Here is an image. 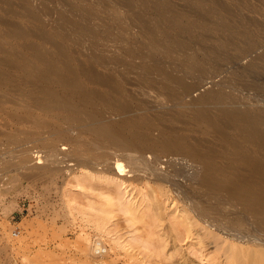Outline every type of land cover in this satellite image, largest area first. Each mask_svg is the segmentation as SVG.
Instances as JSON below:
<instances>
[{"label": "rangeland", "instance_id": "1", "mask_svg": "<svg viewBox=\"0 0 264 264\" xmlns=\"http://www.w3.org/2000/svg\"><path fill=\"white\" fill-rule=\"evenodd\" d=\"M2 1H0V3L3 4H0V10H4V13L0 11V18L9 19V21L13 19L7 12V6L4 5L9 2H11L10 4L13 3L12 7L23 16L27 12H25L24 9L32 13L34 12L33 16L34 14L36 15L34 19H30L27 16L24 18L22 17L23 19H16L17 22L20 21L19 23H21V25L27 27L30 25V29L35 33V39L33 36L32 39L30 38V42L38 44L45 52H54V49L51 48V43H40L41 40L36 35V31L44 28V32L48 35H59L65 41L70 53L73 52L75 58L78 56L77 60L79 62L93 63V66H95L94 68L98 72L101 71L100 73L105 74L108 71L111 72L115 79L123 85V93L127 104L131 108V115L140 113L149 114L153 121L157 119L154 121L156 126L159 124L158 121H160V124L163 123L173 128L175 132L177 131V127L180 128L178 131H181L176 132L178 135L190 137L195 133L192 138L194 139L195 137L194 140L198 141L194 142L198 143L202 136L196 131L193 125H190V122L188 125L185 117L178 114L180 108L177 106L188 104L190 107L203 108L204 106L216 107L218 104L251 105L256 103L260 105L264 103V69L253 66L250 63L251 56L254 58L253 56L256 57L262 53L264 43L259 42L256 49L248 54L237 55L238 49L235 50V48L230 47L227 50H222L214 41L201 38L202 36H200V34H205L204 31H198V34H196L197 32L190 31L186 24H184L186 20L195 21L197 17L194 15L197 13V9L201 10L202 6L205 8L206 4L204 3H209L210 0H204L203 5L201 4L200 7L196 6L193 0ZM179 1L181 3H179ZM216 1H221V4L228 7V11L225 13L231 12L225 15L222 11L223 14H221L225 17H229L230 19L233 18L234 21L239 20L241 24L245 23L244 25L248 27L251 26L249 24H252L250 27L251 29H253V25L255 27L256 25H261L259 28L262 27V30H260L257 36L260 38L262 35L261 38H263L264 22L261 24V21H264V0ZM17 2H22L23 4H18L15 8L14 4L16 5ZM183 2L185 4H183ZM225 3L228 4L226 5ZM170 4L172 6L171 8ZM185 6L188 9L190 8V10L195 6L194 9H192L194 13L187 10ZM229 6H231V8ZM232 7L236 11H234ZM174 12L179 13L181 17L174 15ZM236 14L238 16H236ZM185 17L186 19H184ZM238 17H242L243 20ZM37 19L38 21H36ZM26 20L28 21L26 22ZM250 21H256L257 24L256 22H253L255 23L253 24ZM196 22L200 23L201 21L196 20ZM4 27L0 24L2 33L7 31ZM145 29L149 32L145 33ZM4 37V44H13L19 49H22V47H20L21 45L19 46L14 40H11L6 35ZM258 37L257 41L263 40ZM153 38L160 40L163 43L162 46L151 47L150 45ZM173 38L175 41H178V43L170 50V53L167 54L164 47L167 42H170ZM70 39L74 42L72 41V43H70ZM44 43L47 46H45ZM72 49L74 51H72ZM76 50L79 51L77 52ZM1 56L2 53L0 54V57ZM152 63L157 64L162 69L161 73L149 69ZM188 64L191 65L192 68H190ZM185 85L190 86L188 90L185 89ZM0 96H3L0 97V102H2L1 104H3L2 107L5 111L3 112L0 110V132L2 131L1 134L7 133V135L6 133L4 135L0 134V146H6L5 149L7 148L4 150V148L0 147V264H166L167 260V264H177L179 261V264H240L242 262V264H261V262L258 263L261 259L258 255H256L255 258L257 259H255V261H253L254 258L251 260V255L255 251H258L257 247H253L250 244L247 245V243L243 241L240 242V240L236 238L239 229L233 226L235 225V209L232 207L234 204L228 202L223 193H220V195L204 186L201 180L199 181L202 169L198 161L194 164L195 161L191 163L190 158L181 155H165L159 152L147 153L145 154V158H147L148 161L154 162L156 156L158 157L157 160L160 159L162 161L159 165V169L161 175L163 174V182L154 179L153 176L150 177L151 180L149 177H141L142 179L139 178L138 180L129 176L123 179L122 177H118L117 174L110 172L107 168L105 170L103 165L94 164L93 166L94 160L91 158V155L85 154L83 150H81V152H75L69 145L53 140V137L50 139L49 137H42L45 138L46 141L41 139V141H36V143L35 139L30 136V133H35L38 127L33 128L26 126L27 124L17 125L10 117V114H14L15 107L17 112L18 110L22 111L25 106V103L20 101L19 93L13 94L9 92V90L3 89L0 90ZM8 99L14 100V102H10V105L6 102ZM5 102L6 104H4ZM15 102L16 104H14ZM171 109L175 110L172 111ZM160 111L166 112L165 116L160 117ZM103 112L105 119L118 118L111 115L110 109L105 108ZM156 113L158 115H156ZM1 119L4 120L1 121ZM166 119L167 121L170 120L172 124L170 121L166 122ZM183 119L186 122H184ZM163 120L164 122H162ZM47 121L52 123V120H46L43 126H39L40 124L38 125L42 128H39V130L46 129L48 125ZM4 122L7 123L5 124ZM180 122L183 126L187 123V127H183ZM172 125L174 126L172 127ZM14 130L16 131L14 132ZM25 131H27L26 134ZM154 131L157 132L153 130V135L157 136L158 132L154 133ZM181 132L182 134H180ZM27 133L30 134V137ZM27 137L29 139H27ZM18 138L20 140H18ZM26 140L31 141L25 143ZM86 140L87 139H85V141ZM32 141L33 143H31ZM53 142L56 147L54 150L55 153L53 152L52 154L47 150H53L49 147V144H53ZM201 142L203 143L202 138ZM45 147L46 149L43 150ZM72 150L74 151L73 153ZM65 153H67V155L63 158L66 163L63 159H61L62 161L57 159L58 157L62 158V155L64 156ZM52 155L55 158H53ZM72 155L73 158L71 157ZM76 155L77 157L80 155V157L77 158ZM42 156L45 158H42ZM56 156L58 157L56 158ZM50 158L53 162H51ZM86 158L87 160H85ZM53 159L57 161L55 160V162ZM80 159L83 161L89 160V162L93 161L91 162L92 166L90 165V169H88L89 167L86 169L85 166H78L76 160L78 161ZM164 161H166V163ZM25 162L26 164L28 163L29 166L25 165ZM57 162H59L60 165ZM44 163H46V168L44 167ZM94 163H96V161ZM54 164L58 166L57 169V166ZM193 164L194 166H192ZM30 165H32V167ZM41 166L44 167L42 168L43 170ZM3 167H6V171L3 170ZM23 167L26 169L28 168V171L23 169ZM101 167H103V169ZM51 168L55 171H52ZM186 168H189L188 171ZM37 169H39V172ZM173 170L175 173L179 170H183V173L180 176L177 175L174 177L175 173ZM31 173L34 174V177L36 176V180L33 177L30 178L27 176H33L30 175ZM194 173L196 174L195 176ZM187 175H190V178ZM228 178L231 179V176ZM172 183L173 185H171ZM188 184L191 185V187ZM185 185L188 186L185 187ZM202 185L203 187H201ZM210 191H212L213 194ZM214 193H216V196ZM206 194L208 197H206ZM109 197L111 199L110 201ZM205 198L207 200H205ZM106 201H108V203ZM195 201L198 202L196 203ZM223 201H227L228 203L224 205ZM110 205H112V207ZM126 205L129 208H127ZM202 205H205V208ZM123 206V209H125L124 211H122ZM222 208L223 210H221ZM193 209L196 210L194 211ZM227 209L230 210L228 211ZM130 210H133L134 212H132L134 214ZM127 211L131 213H127L128 215L124 213ZM177 211L179 213H177ZM181 212L182 214L180 215ZM195 212L196 214H193ZM208 212L210 214H208ZM224 212L227 214L224 215ZM217 215L219 217L222 216L220 217L222 219H216L218 217ZM137 216L144 217L140 220L139 218L136 220ZM200 216L203 217L201 218ZM131 217L133 221H130ZM153 217L154 221H152ZM184 218L187 220L188 224H191H189L190 226L186 224ZM173 219L176 220V222L173 221ZM212 220L216 221V223L212 222ZM177 223H181L182 225L180 224L178 227V225H176ZM215 226L216 229H214ZM201 227L205 228V230L201 231V233L204 232L206 236L204 244L196 241L197 237L193 231ZM217 230H219L220 233ZM242 230L247 231L248 228L246 227ZM227 231L229 233H227ZM181 233L187 236L184 235V237ZM222 233L224 235H222ZM258 233L259 234L255 236L260 238L259 240H263L264 233L262 231H258ZM149 236H151V239ZM147 237L148 239H146ZM163 239L166 240L164 241ZM147 240H150L149 243H152V245L149 244ZM161 240L164 243H162ZM97 241L101 242L103 248L101 254L94 248V244ZM191 244L192 246H190ZM155 248L157 250L160 249L162 252L160 253L156 250V253H158L156 254L154 252ZM199 250H201V252ZM251 250L253 251L251 252ZM243 251H245V253ZM248 257L251 258L249 259ZM171 258L172 260L169 262ZM173 259L175 260L173 261ZM236 259H239L238 262L240 263H237Z\"/></svg>", "mask_w": 264, "mask_h": 264}, {"label": "bare ground", "instance_id": "2", "mask_svg": "<svg viewBox=\"0 0 264 264\" xmlns=\"http://www.w3.org/2000/svg\"><path fill=\"white\" fill-rule=\"evenodd\" d=\"M0 1H2V0H0ZM5 1H7V0H5ZM193 1H194L193 3H195V5L198 7H200L201 4L203 5V3H204V0H193ZM2 2H4V1H2ZM169 2H171V1H169ZM220 2L219 1L217 2L216 0H210L209 3H207V2L204 3V4H206L205 8H203L204 6H202L201 10L197 9V13H195V15H194L197 17L196 20H199L201 22L197 23L196 20L195 21L186 20V21H184V24H186V26L189 28L190 31L197 32L196 34H198V31H204L205 34L199 33L200 36H202L201 38L205 39V40H209V41H211V40L214 41L217 44V46L222 50H227L230 47L235 48V50L238 49V53H236L237 55L248 54V53H250L256 49L259 42L264 43V35H263V38H261L262 35L260 38L257 36L259 34L260 30H262L261 29L262 27L259 28V26H261V25L258 24L259 26L256 25V27L253 25V29H251L250 27L252 26V24H249L251 26L248 27L247 25H244L245 23L241 24L239 20L234 21L233 18H231V19H233V20H231L229 17H225L224 15H222L223 13L226 15L227 13H231V12L229 11V12L225 13L226 11H228L227 10L228 7L221 4ZM10 3L11 2H9L8 4L5 3L4 5L7 6V12L11 15V17H13L14 20H16V19L19 20L20 18H22V17L24 18L25 16H27L30 19H34V16H36L35 14L33 16L34 12L32 13L31 11L24 9L25 7L23 9L25 10V12L26 11L27 12L23 16L21 13L17 12L12 7L13 3L12 4H10ZM179 3H181V2L179 1ZM0 4L3 5L2 3H0ZM18 4L22 5L23 3L17 2L16 5L14 4L15 8ZM183 4H185V3L183 2ZM173 5H174V3H173ZM178 6H180V5H178ZM231 6H229V7L231 8ZM171 7L172 6L170 4V8ZM194 7L192 9H194ZM181 8H182V5H181ZM192 9L190 10V8L189 9L187 8V10H190L191 12L194 13V10H192ZM232 9H233V7H232ZM233 10L236 11L235 9H233ZM3 11H1V12L4 13ZM222 11H223V13H222ZM191 12H188V13L192 14ZM235 13H238V12H235ZM174 15H176L177 17L180 16L179 13H175V12H174ZM228 16H230V15H228ZM236 16H238V15L236 14ZM238 18H242V17H238ZM38 19L36 21H38ZM184 19H186V17ZM12 20L9 21V19L6 20L3 18H0V24H2L3 27L5 25L4 28H5V30H7L6 32H3V33L0 30V51H1L0 54L2 53V56L0 57V90H3V89H5L7 91L9 90V92H12L13 94L19 93L20 101L25 103V106L24 107L22 106L23 110L22 111L20 110L21 112L18 109L17 110L19 112L18 111L16 112V110H15L16 107H15V109H14L15 112L13 111L14 114L13 113L10 114V117L14 121L15 124H17V125H26L27 124L26 126H30L33 128L38 127V130L37 131L35 130V133L32 132V133H30L31 135L29 133H27L28 136L30 135L31 137H33V139H35V142L41 141V139L45 140V138H47V137H49V139L53 137V140L69 145L70 148L73 149L75 152H77V151L81 152V150H83V152H85V154L92 156L91 158L94 160V162L96 161V163L91 161V162H93V166H94V164H98V165L100 164L101 166L103 165L105 170L107 168L110 172L117 174L118 177H122L123 179L127 178V176L132 177L133 179H138V180L141 177L142 178L143 177H149V179H150V177L153 176L154 179L163 182V177H162L163 174L161 175V171L159 169V165L161 164L162 161L160 159L157 160V158H158L157 156L154 158V162L148 161L147 158H145V154H147V153H158L159 152L160 154H165V155H181V156H185V157L190 158L191 163H194V161H195L194 164H196L197 163L196 161H198L199 164L201 165V169H202L201 176L198 174L200 176L199 181L201 180V183H203L204 186L215 191L216 193H218V194L223 193V195L226 196L228 202H230L231 204H234L232 207L235 209L236 213L234 212V214H235L234 224L235 225H233V226L234 227L236 226V228L239 229L238 236H236L237 233L235 234L236 238L239 239L240 242L243 241L244 243H247V245L250 244L253 247H257L258 251H255L251 255L252 258L251 257H248V258L249 259L251 258V260L254 258L253 261H255V259H257L255 257H256V255H258L261 258L259 261L257 260L258 263L261 262V264L262 263L264 264V239L259 240L260 238L255 236V235L259 234L258 231L259 232L262 231L264 233V103H261L260 105H258L256 103L251 104V105H243V104L242 105H224V104L221 105V104H218V106H216V107L204 106L203 108L190 107L188 104H181V105L177 106L180 108V110L178 111V114L185 117L187 119L186 121L188 122V125L190 122V125H193L195 127L196 131L202 136L201 138L203 139V143L201 142V138L199 139L200 140L199 142H201V143H199V142L197 143L194 141H198V140H194L195 137H194V139L192 138L195 135V133L192 134V132H191V134L193 135V136H190L191 138L189 136H186V135H178L176 132L180 128L177 127L176 128L177 131L175 132L173 130V128H170L163 123L160 124V121H158L159 124H157V126H156V124H154V121H156L157 119H154V121H153L151 115H149V114L140 113L137 115H131L130 114L131 108L127 104V102L125 100L124 93H123V85L115 79V77L113 76V74L111 72L108 71L105 74L100 73L101 71L98 72L94 68L95 66H93L94 65L93 63L91 64L90 62L89 63L79 62L77 60L78 56L75 54L77 56V58H75V56H73L74 53L73 52H72L73 54L70 53L69 48L65 44V41L63 40V38H61L58 35V32H57V35L59 37L56 35H52V34L48 35L46 32H44V30H43L44 28L39 30V31H36V35L41 40L40 43H42V42H45L47 44L51 43V46H52L51 48L54 49V52H45L40 48V46H38V44H36L34 42H30V38L32 39L33 36L35 39V33L32 32V30L30 29V25L27 27L25 25H21V23H19L20 21L17 22V20L16 21H14V20L12 21ZM242 20H243V18H242ZM27 21L28 20H26V22ZM237 21H239V22H237ZM23 22H25V21H23ZM244 22H245V20H244ZM246 22H248V21H246ZM250 22H252V21H250ZM253 22H256V21H253ZM262 22H264V21H261V24H262ZM253 24H255V23H253ZM256 24H257V22H256ZM33 27H35V26H33ZM31 28H32V26H31ZM33 30H34V28H33ZM35 30H37V29H35ZM58 31H59V29H58ZM148 32L149 31L145 29V33H148ZM262 33H263V31H262ZM60 34H62V33H60ZM5 35L7 37H9L11 40H14L19 46L21 45L20 47H22V49H19L16 45H13V44H8V45L4 44V39H5L4 36ZM257 37L259 39H263V40L257 41ZM66 39H67V37H66ZM72 41L73 40H71L70 43H72ZM177 43H178V41H175L174 38H173V40H170V42H167L166 46L164 47V49L166 50V53L169 54L170 50L174 46H176ZM162 44L163 43L160 40L153 38L150 46L151 47H155V46L161 47ZM45 46H47V45L45 44ZM73 46H74V44H73ZM42 47H43V45H42ZM51 48H50V50H51ZM47 49H49V48H47ZM72 51H74V50L72 49ZM253 57L254 58H252V56H251L250 63L253 66H258V67L264 69V48H263V51L261 54H259L256 57L255 56H253ZM86 59H87V57H86ZM188 66L190 68H192L191 65L188 64ZM149 69L156 71V72H159V73H161V71H162V69L155 63H152L149 66ZM189 87L190 86L185 85L186 90H188ZM0 97H3V96H0ZM3 99H5V98H3ZM12 101L14 102V100H11V99L6 100V102L9 103L10 105H11ZM6 102L4 104H6ZM1 103L2 102H0V110L5 112L4 108L2 107L3 104H1ZM14 104H16V102ZM18 107H20V106H18ZM21 108H19V109H21ZM105 108L110 109L111 115L114 117H118V118L117 119H105L104 118V112H103V109H105ZM167 110H169V109H167ZM173 110H175V109H173ZM165 113L166 112L160 111V117L165 116ZM167 113H168V111H167ZM172 113H174V112H172ZM156 115H158V114L156 113ZM8 116H9V114H8ZM176 116H178V115H176ZM41 118H43V119H41ZM153 118H155V117H153ZM158 118H159V116H158ZM173 118H174V116H173ZM49 119L52 120V123L47 121L48 125H47L46 129L45 130L44 129L39 130V128H41L39 126H43L44 125L43 123ZM2 120H4V119H1V121ZM169 121H167V119H166V122H169ZM186 121L184 120V122H186ZM158 122H156V123H158ZM162 122H164V120ZM177 122H178V119H177ZM170 123L172 124L171 121H170ZM180 123H179V125H180ZM182 123H183V121H182ZM182 123H181V125H182ZM9 125H10V123H9ZM181 125H180V127H181ZM186 125H187V123H186ZM186 125H184V126H186ZM173 126L174 125H172V127ZM1 127H3V126H1ZM4 128H5V126H4ZM43 128H45V127H43ZM153 130H156L158 132L157 136L153 135V133H152ZM15 131L16 130H14V132ZM180 131H178V132H180ZM185 131H188V130L186 129ZM1 132H0V134H1ZM3 132H5V131H3ZM7 132H10V131H7ZM26 132L27 131H25V134H26ZM157 132L154 131V133H157ZM4 134H1V135H4ZM180 134H182V132ZM6 135H7V133H6ZM8 136H9V134H8ZM42 137H45V138H42ZM5 139H6V137H5ZM27 139H29V138L27 137ZM85 139H87L86 140L87 142L85 141ZM13 140H15V139H13ZM18 140H20V139L18 138ZM18 140H15V141H18ZM24 140H25V138H24ZM10 141H12V140H10ZM28 141L26 140L25 143ZM42 142H43V140H42ZM54 142H53V144H49L50 149H53V150H47V151H50L52 154H53L55 147H56ZM31 143H33V141ZM17 144H19V143H17ZM37 145H39V144H37ZM16 146H15V148H16ZM0 147H2V146H0ZM5 147H2V148H4V150H6L7 148L5 149ZM46 147L43 148V150H45ZM83 147H84V149H83ZM73 150H72V153L74 152ZM15 152H16V150H15ZM50 152H49V154H50ZM56 152H58V151H56ZM16 154H17V152H16ZM65 155H67V153H65L64 156L62 155V158H61V157H58L59 156V154H58V156H56V158L58 157L57 159L59 161H62L61 159L64 160L63 157H66ZM73 155L71 156L72 158H73ZM47 157H50V156H47ZM52 157L55 158L53 155H52ZM76 157H77V155H76ZM78 157H80V155ZM42 158H45V157L42 156ZM29 159H30V157H29ZM74 159H75V157H74ZM53 160L55 161L56 159H53ZM85 160H87V158ZM85 160L84 161L81 159L78 161L76 160V162L78 163L77 165L78 166L80 165L81 167L85 166L86 169H87V167H89L88 169H90V165L92 166L91 162H89V160L88 161H85ZM51 162H53L52 159H51ZM64 162H65V160H64ZM164 162L166 163V161H164ZM41 163H42V161H41ZM41 163H39V164H41ZM46 163H47V161H46ZM46 163H44L45 168H46ZM57 163L59 164V162H57ZM52 164H50V165H52ZM162 164H164V163H162ZM173 164H174V162H173ZM194 164L192 166H194ZM25 165L29 166V164L28 163L26 164V162H25ZM54 165H56V164H54ZM175 165L177 166L176 162H175ZM30 166L32 167V165H30ZM34 166H35V164H34ZM169 166H171V165H169ZM9 167H10V165H9ZM25 167H23V169L28 171V168L26 169ZM36 167H37V165H36ZM44 167L41 166V169ZM103 167H101V168L103 169ZM165 167H168V166H165ZM182 167H181V169H182ZM5 168L3 170H5ZM35 168H33V169H35ZM57 168H58V166L56 167V169ZM54 169L51 168L52 171H55ZM186 169L188 171L189 168H186ZM31 170H32V168H31ZM38 170L39 169H37V171ZM91 170H92V168H91ZM96 170H99V169H96ZM190 171H191V169H190ZM41 172H43V171H41ZM105 173H106V171H105ZM174 173H175V171H174ZM182 173H183V170L182 171L179 170L178 172H176L174 174L175 175L174 177H176L177 175L180 176V175H182ZM186 174H187V172H186ZM30 175H33V176H29V175H27V176L30 178L33 177L35 179L36 176L34 177L33 173H31ZM41 175H44V174H41ZM166 175H164V176H166ZM190 175H187V176L189 177ZM195 175L196 174L194 173V176ZM229 176H231V179L228 178ZM165 182H167V181H165ZM191 182H192V180H191ZM165 185H166V183H165ZM171 185H173V183ZM188 185H185V187H187ZM191 185H192V183H191ZM191 185H189V186L191 187ZM179 186H180V184H179ZM201 187H203V185ZM176 188H177V186H176ZM180 190H181V188H180ZM182 190H183V188H182ZM186 190L188 191L187 188H186ZM159 191H160V189H159ZM184 192H185V190H184ZM210 192L212 193V191H210ZM178 193H180V192H178ZM203 193H201V194H203ZM216 193H214V195ZM159 194H160V192H159ZM178 197L180 198L179 195H178ZM206 197H208V195ZM209 199H211V198H209ZM110 200L111 199L109 197V201ZM205 200H207V199L205 198ZM213 200H214V198H213ZM106 202L108 203V201H106ZM200 202H203V201H200ZM211 202H209V203H211ZM223 202H224V205L226 203H228L227 201H223ZM186 203H187V201H186ZM221 205H220V207H221ZM110 206L112 207V205H110ZM107 207H108V204H107ZM126 207H127V205H126ZM203 207L205 208V205ZM123 208H124V206L122 207V211L125 210ZM127 208H129V207H127ZM196 208H197V205H196ZM229 208H230V206H229ZM126 210H128V209H126ZM215 210H216V208H215ZM221 210H223V208ZM131 212L127 211L124 213L127 214V213H131ZM106 213H108V212H106ZM177 213H179V212L177 211ZM211 213H214V212H211ZM181 214H182V212L180 213V215ZM193 214H196V212ZM208 214H210V213L208 212ZM226 214L224 212V215H226ZM139 216H137L136 220H138V218L140 220L142 217H144V216H141V217H139ZM134 217H136V216H134ZM195 217H196V215H195ZM200 217L202 218L203 216H200ZM220 217H222V216H220ZM220 217L218 216L216 219H218ZM185 218H187V217H185ZM220 219H222V218H220ZM130 221H133L132 217H131ZM152 221H154V217H153ZM173 221L176 222V220H174V219H173ZM228 221H230V220H228ZM204 222H205V220H204ZM212 222L216 223V221H213V220H212ZM224 222H226V221H224ZM132 223H134V222H132ZM218 223H220V222H218ZM155 224H157V223H155ZM180 224L177 223L176 225H178V227H179ZM186 224H188L187 220H186ZM217 224H216V226H217ZM183 225H185V224H183ZM209 225H210V223H209ZM216 226L214 229H216ZM246 227L248 228V230L243 231L242 229H244ZM180 228H181V226H180ZM202 230H205V228L201 227V228L193 230V231L197 237L196 241H199V243L201 242L204 244V239L206 238V236H205L204 232L201 233ZM186 231H187V229H186ZM217 231H219V230H217ZM220 231H221V229H220ZM220 231H219V233H220ZM187 232L189 233V231H187ZM227 233H229V232L227 231ZM181 234L183 235V233H181ZM247 234H249V235H247ZM184 235H186V234H184ZM222 235H224V234L222 233ZM149 237L151 239V236H149ZM165 237H168V236H165ZM146 239H148V237ZM191 240H189V241H191ZM193 240H194V238H193ZM149 242H150V240L148 241V243ZM161 242H162V240H161ZM221 242H223V241H221ZM162 243H164V242H162ZM149 244L152 245V243H149ZM156 244H158V243H156ZM161 245H163V244H161ZM165 245H166V243H165ZM178 245H180V244H178ZM156 246H158V245H156ZM190 246H192V244ZM210 246H211V244H210ZM94 248L96 251H98V253H100V254L102 253L103 248L101 246L100 241H97L94 244ZM164 248H166V247H164ZM156 250L157 249L155 248V251L154 250L153 251L155 253L157 251L160 253L162 252L160 249H159L160 251L159 250L156 251ZM179 251H180V249H179ZM199 251L201 252V250H199ZM245 251H243V252L245 253ZM252 251L253 250H251V252ZM155 253H153V254H155ZM174 253H176V252H174ZM156 254H158V253H156ZM236 254L237 253L235 252V255ZM238 255H239V253H238ZM172 258L169 260V262L172 260ZM244 258H245V256H244ZM174 260L175 259H173V261ZM236 260H237V263H240V262H238L239 259H236ZM240 260H241V258H240ZM251 260H250V263H251ZM182 261H184V260H182ZM167 262H168V260H167ZM167 262H166V264H167ZM179 263H180V261H179ZM179 263H177V264H179ZM242 263H240V264H242ZM163 264H165V263H163ZM170 264H172V263H170ZM181 264H185V263H181Z\"/></svg>", "mask_w": 264, "mask_h": 264}]
</instances>
